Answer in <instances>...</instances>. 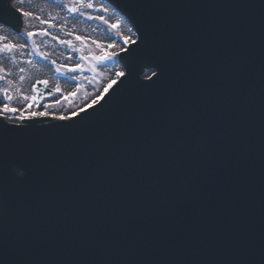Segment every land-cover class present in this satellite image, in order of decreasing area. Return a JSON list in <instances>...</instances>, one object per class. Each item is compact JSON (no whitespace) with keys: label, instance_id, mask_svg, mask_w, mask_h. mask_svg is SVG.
<instances>
[{"label":"water","instance_id":"1","mask_svg":"<svg viewBox=\"0 0 264 264\" xmlns=\"http://www.w3.org/2000/svg\"><path fill=\"white\" fill-rule=\"evenodd\" d=\"M109 1L144 40L133 55L154 63L81 119L0 139V264H141L127 225L114 232L127 213L186 233L173 245L186 264H207L222 237L233 248L220 264H264V110L249 107H264V57L248 46L264 35V0ZM145 70L163 74L149 85ZM204 170L207 186L177 184L178 171ZM166 254L157 264H176Z\"/></svg>","mask_w":264,"mask_h":264},{"label":"rangeland","instance_id":"2","mask_svg":"<svg viewBox=\"0 0 264 264\" xmlns=\"http://www.w3.org/2000/svg\"><path fill=\"white\" fill-rule=\"evenodd\" d=\"M26 1L32 2V0H23V2ZM52 3L61 6V8L65 10L67 14V18L72 20L81 19L83 20V22L92 24L94 27L100 29L101 34H103V39H95L94 37L96 35L91 33V32H95L93 30L89 32L87 31L88 32L87 34L76 32L78 30L77 26L72 27V29L69 30L70 27L69 25H67L68 29L67 32L65 33L63 32V30L66 29L62 27V25L58 29L55 28L53 26L52 20L49 21L52 26H49V23H41L42 20H45V16H43L42 11L40 10L33 11L34 17H38L39 19L23 18L24 24L27 27L23 34L24 36H22V38H24L27 44L31 46L30 56L26 57L25 59L19 58V56L22 55L20 51L24 52V50L13 51L12 53H0V69H3V71H0V77L6 76L8 78L7 82L3 81L2 80L3 78L0 79V94L3 93L4 89L10 90L14 95L20 96L16 101H14L13 99L14 108H17L19 110L18 112L22 111L26 114L28 112H32L30 111V108L27 107L29 103H32L33 105L31 97H27V95L22 94L23 87L27 89L29 84L28 76H26L25 72H21L22 64L30 63L28 62V60L33 61L34 59L41 57L40 55L36 54L37 50L40 53H42L40 46H42L44 50L45 45L54 44L52 45V48L54 49L58 48V45H60L61 46L60 48L64 49L65 51H68L71 57L70 62L64 59L62 61L60 60L62 63H64L62 65H65L67 67H75L76 65H80V68L82 70L65 71L62 68L61 71H57L56 69L61 64L57 65V63H55L52 65L53 67L52 70L56 73L57 76L62 75V77H65L68 81L71 82L74 81L75 84L77 85V89L75 90V84L74 85L73 83L69 84V82H63L64 84L68 83L66 86L65 85L63 86L62 83L61 84L59 83V85L57 86L60 89L59 92L56 90L57 87H54V89L57 91L56 96L63 95V100L61 99L60 101H58L59 102L58 107L56 108L55 111L50 113L49 117H53L54 116L53 114L56 113L58 116H69L73 110L75 111L76 109L82 107L84 104L97 98L98 94L101 91V87L104 84H106L105 82L107 80L110 81L114 71H117L121 67L117 62V55H114L112 59L105 60L103 62H98L97 60L93 59V57L102 56L105 54V52L117 53V51H119L122 46H125L123 44V37L133 38L132 37L133 35L131 32L125 31L122 28L123 23L121 19L113 16L105 5L103 8H100L99 6H97L96 3L92 4V2H89V0H52ZM88 3H91L93 6L91 8L85 7L84 5ZM69 7H75L78 9V11L69 12L68 11ZM80 7L83 8L80 9ZM35 8H37V5L35 6ZM104 9H107V11H104ZM100 17H103V19H100ZM104 20H107L108 23H105ZM62 22L64 23V21ZM117 22L119 23V28L112 29L110 25ZM45 30L48 33L47 35L39 34L40 32ZM29 31L35 32L36 35L29 38L26 35V33ZM57 33H60V35L62 36L66 35L63 36L65 39H60L58 41L56 39ZM117 33H119V35H117ZM77 36L82 37L83 40L81 42L85 43L86 45L82 50H77L73 47V43L75 41H80L76 39ZM45 39H48V42L50 43L45 42ZM61 41H71L72 46H68L67 44L61 43ZM3 42L6 43L7 41H3ZM110 44H113L115 46L109 48L108 45ZM4 61L6 62L10 61V62L7 65H5ZM71 63L72 66L67 65ZM11 65L16 66L14 68L15 70L13 71L8 70L9 66ZM48 70L52 73L51 69L48 68ZM72 92H75L76 95L72 96L71 95ZM25 97H27L28 99H25ZM0 104H4L2 100H0ZM14 115L19 116L20 113L18 114L14 113ZM14 115L13 116L4 115V116L7 117V119L9 120H16L17 118H15Z\"/></svg>","mask_w":264,"mask_h":264},{"label":"snow or ice","instance_id":"3","mask_svg":"<svg viewBox=\"0 0 264 264\" xmlns=\"http://www.w3.org/2000/svg\"><path fill=\"white\" fill-rule=\"evenodd\" d=\"M20 3H23V0H19ZM17 0H9V7L12 8L16 13L19 14V17L21 18V20H23V18H36V19H39L38 17H34V13L29 11V10H25L23 7H17ZM85 7H88V8H91L93 5L91 3H88L86 5H84ZM68 11L69 12H76L78 11L77 8L75 7H69L68 8ZM104 11H107V9H104ZM100 19H103V17H100ZM105 23H108L107 20H104ZM41 23H49V26H52L50 24L49 21L47 20H42ZM0 27H2V25H0ZM110 27L112 29H117L119 28V23H114V24H111ZM129 32H132V29L129 28L128 29ZM40 35H47V31H42L39 33ZM26 35L31 38L33 37L34 35H36L35 32H32V31H29L26 33ZM117 35H119V33H117ZM133 36H135V39L131 38V37H123V44L124 45H133L135 46L136 48H139L141 44L144 43V40L143 38L138 35L137 33H133ZM77 40H80L82 41L83 38L82 37H79L77 36L76 37ZM7 40V37L6 36H0V53H12L13 51H18L19 49L23 48L25 45L21 44V45H17L11 41L9 42H3V41H6ZM61 43H64V44H67L68 46H72V42L71 41H61ZM115 45L113 44H110L108 45L109 48H112L114 47ZM120 51L121 52H124L126 53V55L129 57V61L126 63V68H127V75L125 74V72L121 71L119 73H117V77H123L124 79H132L134 81H136L137 83H140L141 85H143L140 81H138L137 79V72H138V69H137V63H141L143 62L144 66H147V67H151V64L154 63V61H147L145 57L143 56H134L133 55V49L131 47H128V48H125V47H121L120 48ZM37 55H40L43 59L47 60L48 59V56L46 54H42L40 53L38 50H37ZM119 53H114V52H105L104 55L102 56H99V57H93V59L97 60L98 62H103L105 60H110L112 59V57L114 55H118ZM83 59V57H82ZM53 64H55V61H52ZM156 67L159 68L160 65L159 64H156ZM64 69L65 71H77V70H82L80 68V65H76L75 67H67L65 65H61L59 66L56 70L57 71H61V69ZM0 71H3V69H0ZM23 71V69H22ZM162 70L161 72L157 73L155 71H152L151 73V76H146V78L149 80V85L151 84H155L157 81L160 80L161 76H162ZM153 77H155L156 79L154 80ZM3 77H0V79H2ZM117 81L116 80H111L107 86L104 88V92L105 93H108V91L110 89L113 88V85L116 84ZM36 84H43L44 86H47L48 84V81L47 80H38L36 81ZM147 85V86H149ZM58 92L60 91V89L57 87L56 89ZM72 96H75L76 93L75 92H72L71 93ZM67 98V97H66ZM25 99H28L27 97H25ZM32 101H35L36 100V97L33 96L32 98ZM100 101L99 99H93L91 101V104L88 105L89 108H91L93 105H96L98 104ZM28 108H31L32 107V103H29ZM0 111H3L4 113H16L18 112L19 110L17 108H12V107H9L8 104H3L2 105V108H0ZM85 113L86 114V111L85 109L82 107L79 109V112H75L73 113V116H78L79 113ZM49 115V113L47 111H32V112H28L26 115L24 112H20V115H19V119L20 120H25V119H32V118H36V117H47ZM53 119H57V120H61V121H64V120H69L71 119V117L69 116H54ZM53 127H59L58 125H54Z\"/></svg>","mask_w":264,"mask_h":264},{"label":"bare ground","instance_id":"4","mask_svg":"<svg viewBox=\"0 0 264 264\" xmlns=\"http://www.w3.org/2000/svg\"><path fill=\"white\" fill-rule=\"evenodd\" d=\"M89 2H92V4H95L96 3L97 6H99L100 8H103L104 5H106L105 3L102 2V0H89ZM36 5H37V8H35ZM16 6L17 7H23L25 10H29V11H32V12L33 11H38V10L42 11L43 16H45V20H47V21H51L52 20L53 21V26L55 28H57V29L60 28L61 25H62V27H64L66 29V30H63V32H65V33L67 32V29H68V26L67 25H69V27H70L69 30H71L72 27H76L77 26L78 27L77 28L78 30L76 32H79V33H82V34H87L89 31L93 30L95 32H91V33L94 34V35H96L94 37L95 39H103V34H101L100 29L94 27L92 24L83 22V20H81V19L72 20V19L67 18V14H66L65 10L62 9L61 6H59L57 4H53L52 3V0H44V1H42V0H32V2H27L26 1V2H23V3H20L17 0V5ZM108 9H109V11L111 12V14L113 16H115L116 18H119V15H117L116 12L112 11L109 8V6H108ZM121 19H122L121 21L123 23L122 28L125 31H128V29L130 28L128 22L124 18H121ZM54 20H56V21H54ZM62 21H64V23L65 22L66 23L64 24ZM26 27H27L26 25L23 26L22 33L25 32ZM0 35L6 36L7 37V40H6L7 42L11 41V42H13V43H15L17 45H21V44L25 45V47H23V48H21V49L18 50V51L24 50V52L23 51H20L22 53V55L19 56V58L25 59L26 57L30 56V50L27 49V44H25L24 40L20 36H18V34L12 33L11 31H9V30H7L5 28L0 27ZM63 36H66V35H63ZM63 36L60 35V33H57L56 39L58 41L60 39H65ZM134 38H135V36H134ZM45 42H48V39H45ZM48 43H50V42H48ZM52 45H54V44H52ZM52 45H45L44 50H43V47L40 46V49H41L42 54H46L48 56L47 61H45L43 58H40V60H38L36 58L33 61H29L28 60V62H30L29 65L22 64L21 70L22 69H25V72L26 73H34L35 74V75H32L30 78H28V80H30L32 78L29 81V84L31 83L30 86H33V84H34L33 83L34 82L33 79L34 80H41L44 77L46 79H48L47 78V75L48 76H52V73L53 72L51 73L48 70V68L52 70V63H51L52 61H55L56 62L58 59L61 60V61L64 59V60L70 62L71 57H70V53L68 51H65L64 49L60 48L61 47L60 45H58V48L59 49L58 48H55L54 49V48H52ZM119 51H117V52H119ZM48 52H50V53H48ZM54 52H56V53H54ZM9 62L8 61L7 62L4 61V64L7 65ZM67 65H71L72 66V64H67ZM15 67H16L15 65H11V66H9L8 70L13 71V70H15L14 69ZM121 71H122L121 68H119L117 71H114L113 75L111 76V80H115L116 78H118L116 74L119 73V72H121ZM41 75H42V78H41ZM110 81L107 80L105 82L106 84H104L101 87V89L102 88L104 89ZM29 84H28V86H29ZM67 84L68 83H66L65 86ZM23 90H26V88L23 87ZM103 91L101 90V92H103ZM99 94L101 95V93H99ZM99 94H98V96H99ZM87 104L88 103H86L84 105L86 106ZM76 110H77L76 112L79 111L78 109H76ZM54 116H56V114H54Z\"/></svg>","mask_w":264,"mask_h":264},{"label":"flooded vegetation","instance_id":"5","mask_svg":"<svg viewBox=\"0 0 264 264\" xmlns=\"http://www.w3.org/2000/svg\"><path fill=\"white\" fill-rule=\"evenodd\" d=\"M59 61L60 60L58 59L55 63H57V65L58 64H61V65L64 64L61 61L60 62ZM27 65H29V63H27ZM61 65H59V66H61ZM21 72H25V69H23V71L21 70ZM25 74H26V76H28V78H30L32 75H35L34 73H26V72H25ZM52 76L53 77L47 75V78L49 80L46 79L45 77L43 79H41V80H47L48 81V84H47V86H45L46 89L44 87L42 88V90H43V99L40 102H38V100H37L38 93L35 90V88L37 86L36 81H38V80H34L33 79V81H34L33 82L34 83L33 86H30L31 85V83H30L26 90H22V94L23 95H27V97H31V98L33 96L36 97V100L35 101H32L33 102V105L30 108V111H36V110L37 111H47V112L50 111V112H48L49 115H50V113L53 112V111H55L56 108L58 107V103H59L58 101H60L61 99L63 100V95L62 96L61 95H57L56 96V92L57 91L54 89V87H57L59 85V83L60 84L62 83V85L64 86L65 84L63 82H69V84H72L73 83V85L75 84L74 81L73 82L68 81L65 77H62V75L57 76L55 72L52 73ZM41 78H42V75H41ZM2 80L7 82L8 81V78L6 76H4ZM30 80H28V81H30ZM52 81H53V83H52ZM75 86H76V84H75ZM47 90H48V94H47ZM19 97L20 96L14 95L8 89H4L3 90V93L0 94V100H2V102L4 104H8V106L9 107H12V108H14L13 99H14V101H16V100H18ZM2 105L3 104H0V108H2ZM18 113H20V112H16V114H18ZM0 114L1 115H9V116H13L14 115V113H4L3 111H0ZM14 116H15V118H17L16 120L23 121V120H20L18 118L19 117L18 115H14Z\"/></svg>","mask_w":264,"mask_h":264}]
</instances>
